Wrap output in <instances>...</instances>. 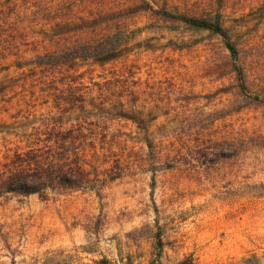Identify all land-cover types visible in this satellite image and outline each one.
Here are the masks:
<instances>
[{
  "label": "rangeland",
  "instance_id": "obj_1",
  "mask_svg": "<svg viewBox=\"0 0 264 264\" xmlns=\"http://www.w3.org/2000/svg\"><path fill=\"white\" fill-rule=\"evenodd\" d=\"M141 1L0 0V169L25 146L15 134L63 116L64 127L85 121L105 136L113 153L101 167L119 160L122 171L101 198L1 196L0 264L264 262V0H145L155 11L220 15L246 90L220 37L149 10L128 14ZM108 13L121 18L100 31L123 41L121 58L33 66L93 39L75 25ZM119 103L143 123L118 118Z\"/></svg>",
  "mask_w": 264,
  "mask_h": 264
},
{
  "label": "trees",
  "instance_id": "obj_2",
  "mask_svg": "<svg viewBox=\"0 0 264 264\" xmlns=\"http://www.w3.org/2000/svg\"><path fill=\"white\" fill-rule=\"evenodd\" d=\"M148 10L166 22L183 23L190 28L209 31L220 37L233 62V72L238 88L247 89L244 69L238 63L240 51L232 35L224 27L220 15L213 18L178 15L167 11L166 6L155 11L145 0H142L140 5L129 9L128 14ZM119 18L121 14L108 13L90 21L83 20L81 24L75 25L74 32L89 29L96 33L93 39L83 42L77 40L63 51H53L37 56L33 66L35 68L54 66L65 59L91 60L104 65L121 58L128 52L127 47L122 44L123 41H119L120 38L112 39L110 34L100 31L105 23L111 21L110 19L118 20ZM2 92L3 88L0 87V94ZM73 100L77 104L75 108L84 110V101L79 92L73 95ZM119 106L116 113L118 118L135 124L143 123L142 118L137 115L139 112H128L121 103ZM63 118V116L51 117L43 128L37 127L31 132L21 131L15 134L18 138L25 140V146L21 150L14 151L9 161L1 165L0 197L8 194L23 197L37 195L42 200H46L49 193L70 190L93 192L101 198L107 184L122 176L119 160H114V165L110 168L101 167L108 164L107 156L103 153L108 151L104 147L105 136L86 128L85 121L64 127L66 123L63 122ZM97 136H100L99 145L96 143ZM246 260L247 264H264L256 256Z\"/></svg>",
  "mask_w": 264,
  "mask_h": 264
}]
</instances>
